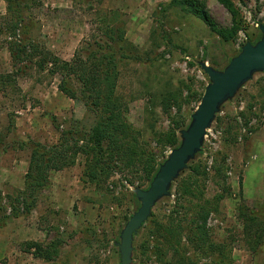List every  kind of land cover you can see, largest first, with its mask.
<instances>
[{"label": "rangeland", "instance_id": "rangeland-1", "mask_svg": "<svg viewBox=\"0 0 264 264\" xmlns=\"http://www.w3.org/2000/svg\"><path fill=\"white\" fill-rule=\"evenodd\" d=\"M199 1L218 25L232 26L219 0ZM234 2L241 29L229 42L173 0H41L30 13L40 47L65 60L101 16L119 14L134 47L126 48L131 56L121 66L118 94L127 118L142 131L140 140L161 162L180 145V127L190 124L210 81L202 63L222 70L247 41L262 37L264 0ZM6 13L7 2L0 0V73L13 75L0 83V190L13 194L24 188L29 164L31 150L22 142L55 143L63 130L86 131L94 117L81 99L59 90L60 74L38 65L15 72L1 24ZM169 98L174 101L166 111ZM216 117L201 151L135 234L132 264H264V72L255 73ZM174 130L179 143L163 142ZM85 163L79 154L73 166L52 171L35 210L0 229V262L121 264V232L141 204L135 191L147 189L150 180L138 165L118 167L95 185L83 179ZM245 215L254 217L250 229ZM167 229L181 234L176 254Z\"/></svg>", "mask_w": 264, "mask_h": 264}, {"label": "trees", "instance_id": "trees-1", "mask_svg": "<svg viewBox=\"0 0 264 264\" xmlns=\"http://www.w3.org/2000/svg\"><path fill=\"white\" fill-rule=\"evenodd\" d=\"M40 1L6 0L7 13L1 24L9 38L8 50L15 72L24 73L38 65L54 75L60 74L59 90L69 98L81 99L87 112L94 117V124L86 131L78 127L63 130L55 143H42L33 139L21 143L22 148L31 150L24 188L15 189L13 194L0 190V229L12 218L29 216L37 207L43 189L50 185L51 172L73 166L79 154L86 156L83 179L99 186L118 167L123 169L138 165L143 167L151 183L165 160L158 162L153 149L140 140L142 131L127 118V103L118 94L121 66L131 56L126 48L134 47L127 39L125 21L118 13L109 12L101 16L96 29L80 42L73 57L65 60L47 47L41 48L40 41L33 35L36 21L30 11ZM173 1L187 4L224 41L234 40L241 29L234 0H219L232 14L231 27L218 25L199 0ZM12 80V74L0 73V83ZM173 101L174 98H169L167 104L163 103V109L167 111ZM163 142L177 145L179 140L176 131L167 134ZM3 143L4 139H0V144ZM193 170L198 173L199 166ZM245 216L246 227L250 229L254 217ZM167 232L171 237L168 241L176 254L181 245V234H174L172 229H167ZM260 244L263 246L264 241Z\"/></svg>", "mask_w": 264, "mask_h": 264}, {"label": "water", "instance_id": "water-1", "mask_svg": "<svg viewBox=\"0 0 264 264\" xmlns=\"http://www.w3.org/2000/svg\"><path fill=\"white\" fill-rule=\"evenodd\" d=\"M260 30L262 37L255 43L247 41L240 53L235 55L224 69L219 70L205 62L202 63L210 81L192 114L190 124L180 132V145L172 149L161 163L150 186L147 189L137 188L135 191L141 204L121 232V241L118 243L121 264H132L136 232L148 220L155 204L169 195L175 179L201 151L207 128L212 126L221 106L233 98L255 73L264 72V25H261Z\"/></svg>", "mask_w": 264, "mask_h": 264}, {"label": "built area", "instance_id": "built-area-1", "mask_svg": "<svg viewBox=\"0 0 264 264\" xmlns=\"http://www.w3.org/2000/svg\"><path fill=\"white\" fill-rule=\"evenodd\" d=\"M209 131V128H207V132ZM206 136H207V133H206ZM206 136H205V138H206Z\"/></svg>", "mask_w": 264, "mask_h": 264}]
</instances>
